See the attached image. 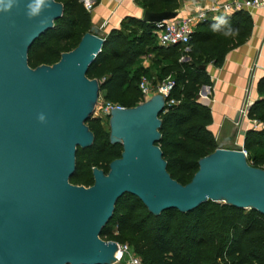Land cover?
Returning <instances> with one entry per match:
<instances>
[{"label":"water","instance_id":"obj_1","mask_svg":"<svg viewBox=\"0 0 264 264\" xmlns=\"http://www.w3.org/2000/svg\"><path fill=\"white\" fill-rule=\"evenodd\" d=\"M31 2L13 0L8 11L0 10V264H115L118 243L100 232L125 193L154 215L188 212L209 200L264 215V169L247 162L243 145L228 147L247 130L238 127L243 103L233 129L199 159L186 184L170 176L156 144L166 99L156 94L134 107L114 108L109 138L122 145L120 157L107 173L93 167L92 185L71 183L77 148L94 141L85 123L100 84L86 73L105 39L102 28L91 24L57 62L30 67L29 48L63 13L62 3L42 0L29 17ZM177 14L145 10L141 19L155 24Z\"/></svg>","mask_w":264,"mask_h":264},{"label":"trees","instance_id":"obj_2","mask_svg":"<svg viewBox=\"0 0 264 264\" xmlns=\"http://www.w3.org/2000/svg\"><path fill=\"white\" fill-rule=\"evenodd\" d=\"M56 1L62 3L63 13L29 48L28 64L32 68L57 62L61 53L75 48L91 27V13L82 0ZM93 1L94 7L100 2ZM181 1L134 0L149 12L177 11ZM252 28L251 15L244 10L207 19L195 26L189 51L183 53L176 45H158L153 23L127 15L118 28L104 36L102 49L86 76L99 81L103 100L121 102L123 107L139 104L142 76L153 82L167 77L174 81L168 99L175 103H165L159 114L161 137L156 144L170 176L186 184L197 171L199 159L217 146L208 129L212 123L210 107L199 100L201 87H212L206 67H222L226 55L246 42ZM145 55L157 64L165 63L159 68V78H151L138 63ZM256 92L258 97L249 105L247 118L264 124V75L257 80ZM85 124L94 141L87 148H77L70 182L88 187L93 184L92 168L107 173L109 163L120 157L122 145L110 141L101 118L91 116ZM243 148L247 162L264 169V127L247 129ZM100 237L117 243L127 241L142 264H264V215L210 200L188 212L168 209L154 215L136 196L125 193L117 199Z\"/></svg>","mask_w":264,"mask_h":264},{"label":"crops","instance_id":"obj_3","mask_svg":"<svg viewBox=\"0 0 264 264\" xmlns=\"http://www.w3.org/2000/svg\"><path fill=\"white\" fill-rule=\"evenodd\" d=\"M209 1L182 0L178 10L191 7L192 4L208 5ZM127 15L142 18L143 9L134 0H100L91 11V23L101 27L105 36L112 28H118L121 20ZM250 15L253 28L246 42L226 55L222 67H206L212 81V87H208L210 98H207L212 116L208 129L217 144L224 137H220L223 134L224 122L233 119L246 99L250 103L257 99L256 83L259 77L264 75V9L252 10ZM139 64L147 69L149 74L156 70L148 59H143ZM164 64L160 62L156 66L160 68ZM243 124L245 130L250 128L248 119L244 118ZM243 138L238 135L232 141L242 146Z\"/></svg>","mask_w":264,"mask_h":264},{"label":"built area","instance_id":"obj_4","mask_svg":"<svg viewBox=\"0 0 264 264\" xmlns=\"http://www.w3.org/2000/svg\"><path fill=\"white\" fill-rule=\"evenodd\" d=\"M82 3L87 11H91L94 8L93 0H82ZM256 9H264V0H210L208 5H195L191 7H182L178 11L175 18L165 20L154 24L153 34L156 37L157 43L163 47L179 46L183 53L189 51V41L191 34L193 33L195 26L207 19H217L219 16H229L234 12L244 10L251 12ZM181 60H185L182 56ZM140 101L142 103L150 99L153 95L159 94L166 99V104H174L173 99H168L169 93L174 86V81L167 77L161 81L153 82L146 76H142L139 80ZM168 99V100H167ZM251 103L247 106H242L241 114L244 118H247V109ZM244 105V104H243ZM124 108L121 105L114 104L109 101H105L101 98L100 94L94 107L92 116L99 117L102 120H106L112 109ZM95 111L98 113L95 115ZM250 128L259 129L264 127V124L257 120H250ZM243 152L246 154V151ZM127 258V264H142L141 259L135 254H129V247L127 244L118 243L116 252V263L121 262Z\"/></svg>","mask_w":264,"mask_h":264},{"label":"rangeland","instance_id":"obj_5","mask_svg":"<svg viewBox=\"0 0 264 264\" xmlns=\"http://www.w3.org/2000/svg\"><path fill=\"white\" fill-rule=\"evenodd\" d=\"M91 11H90V13H91ZM143 59H148L154 65L152 67L156 69V70H152L150 72V75L152 76L151 78H153V79L159 78L160 77V71H159V67L156 66L157 65L156 60L153 59L151 56L145 55V56H142V57L139 58L138 63H140ZM209 91H210L209 88H206V92L205 93L199 94V100L202 103L206 104V105L209 104L208 99H207L208 97L210 98V92ZM248 103H249V100L246 99V101L244 102V105L243 106H247ZM119 104L122 105L123 103L120 102ZM95 112H96L95 113V115H96L98 112L97 111H95ZM242 119L244 120V117L243 116H242ZM103 123H104V128L106 130H109L108 121L107 120H103ZM233 127H234V123H233V120L232 119L225 121L224 124H223V134H221L220 137H223V136L225 137L226 135H228L230 133V131L233 129ZM238 127H239V129H245V126L243 124V121H242V123H240L238 125ZM237 136L238 135H236V137L234 139H236ZM235 146H236V144H235L234 141H231L228 144V147L229 148H232V149L235 148ZM123 244H127L128 245V247H129V254H134V252L130 248V245L127 243V241H124ZM115 264H127V258H125V260H123L121 262H118V263H115Z\"/></svg>","mask_w":264,"mask_h":264},{"label":"clouds","instance_id":"obj_6","mask_svg":"<svg viewBox=\"0 0 264 264\" xmlns=\"http://www.w3.org/2000/svg\"><path fill=\"white\" fill-rule=\"evenodd\" d=\"M13 0H7V2H4V0H0V10L8 11L12 7ZM42 3V0H32L31 3L27 5V15L29 17L36 15L37 9L40 7ZM43 117H40L42 119Z\"/></svg>","mask_w":264,"mask_h":264}]
</instances>
